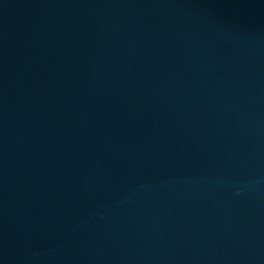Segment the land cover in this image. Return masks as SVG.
<instances>
[{
	"label": "water",
	"instance_id": "95a60500",
	"mask_svg": "<svg viewBox=\"0 0 264 264\" xmlns=\"http://www.w3.org/2000/svg\"><path fill=\"white\" fill-rule=\"evenodd\" d=\"M0 264H264V0H0Z\"/></svg>",
	"mask_w": 264,
	"mask_h": 264
}]
</instances>
